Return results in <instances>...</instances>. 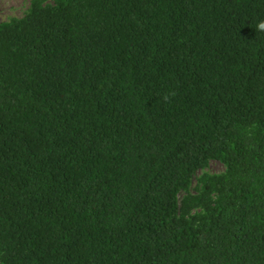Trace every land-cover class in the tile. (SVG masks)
Listing matches in <instances>:
<instances>
[{
	"label": "trees",
	"instance_id": "obj_1",
	"mask_svg": "<svg viewBox=\"0 0 264 264\" xmlns=\"http://www.w3.org/2000/svg\"><path fill=\"white\" fill-rule=\"evenodd\" d=\"M261 21L264 0L1 21L0 264H264Z\"/></svg>",
	"mask_w": 264,
	"mask_h": 264
},
{
	"label": "rangeland",
	"instance_id": "obj_2",
	"mask_svg": "<svg viewBox=\"0 0 264 264\" xmlns=\"http://www.w3.org/2000/svg\"><path fill=\"white\" fill-rule=\"evenodd\" d=\"M46 2H51L52 0H45ZM30 0H0V22L9 19L12 16L20 17L22 16L28 5ZM224 166L219 161H211L207 171L209 173H218L223 171ZM201 171H198L197 175H199ZM195 184V179L193 180V185ZM192 192L193 189H192Z\"/></svg>",
	"mask_w": 264,
	"mask_h": 264
},
{
	"label": "clouds",
	"instance_id": "obj_3",
	"mask_svg": "<svg viewBox=\"0 0 264 264\" xmlns=\"http://www.w3.org/2000/svg\"><path fill=\"white\" fill-rule=\"evenodd\" d=\"M257 28L261 31H264V21L259 22Z\"/></svg>",
	"mask_w": 264,
	"mask_h": 264
}]
</instances>
